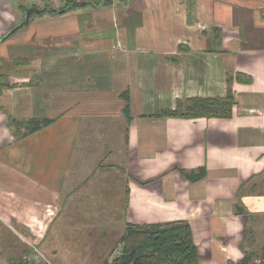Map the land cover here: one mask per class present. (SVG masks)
<instances>
[{"label": "crops", "instance_id": "obj_1", "mask_svg": "<svg viewBox=\"0 0 264 264\" xmlns=\"http://www.w3.org/2000/svg\"><path fill=\"white\" fill-rule=\"evenodd\" d=\"M106 1L61 14L0 0V60L28 61L0 87V232L22 247L10 264L27 242L101 229L122 198L129 224L188 222L200 264L239 263L264 247V0ZM230 90L229 118L159 117ZM10 119L54 122L23 137Z\"/></svg>", "mask_w": 264, "mask_h": 264}, {"label": "trees", "instance_id": "obj_2", "mask_svg": "<svg viewBox=\"0 0 264 264\" xmlns=\"http://www.w3.org/2000/svg\"><path fill=\"white\" fill-rule=\"evenodd\" d=\"M85 5H88V3L68 2L63 7L61 14ZM6 62H12V65L17 66L21 62L27 64L28 61L18 59ZM0 79L2 80L0 87L10 86L9 82H11V78L9 76H2ZM234 80L233 78L229 79L230 86ZM236 80L240 83L251 82L250 78L241 74L236 76ZM126 98L128 100V97ZM235 104V97L230 90L229 94L224 98L191 99L186 102L179 101L175 110L166 109L162 111L159 117L184 119L204 117L229 118L232 116V110ZM128 110L129 105H127ZM10 121L11 124H15V126L24 130L23 137L33 134L54 122L49 119L27 121L10 119ZM185 175L188 179L197 180V176L194 174L189 173ZM202 175L204 174L199 176ZM235 211L237 213H243L244 209L240 205H236ZM119 243L122 248L114 258L113 264H200V254L195 243L193 229L185 221L154 225L128 224L125 234L121 237ZM29 253L25 254L20 261L19 259L13 260L11 264H25L24 257L29 255ZM254 259V251L244 250V258L239 263L229 262L228 264H264V247L262 248L260 261L257 262Z\"/></svg>", "mask_w": 264, "mask_h": 264}, {"label": "rangeland", "instance_id": "obj_3", "mask_svg": "<svg viewBox=\"0 0 264 264\" xmlns=\"http://www.w3.org/2000/svg\"><path fill=\"white\" fill-rule=\"evenodd\" d=\"M56 13H61L62 10L52 9ZM28 12V11H27ZM26 20V16L24 18ZM0 65L3 67L0 76L8 75L7 72L13 68L12 62H6L0 60ZM1 76V77H2ZM0 77V78H1ZM0 79V83H1ZM5 82V81H3ZM104 170V169H103ZM114 177V173H111ZM105 179V178H104ZM115 179V177H114ZM106 184L108 181H104ZM107 185H114V182H109ZM105 186V185H103ZM104 188V187H102ZM113 190H119V188L113 187ZM126 191V190H125ZM118 195L121 192L117 193ZM116 200V198L114 199ZM104 201V200H102ZM114 202V201H112ZM116 204H112L106 211L112 213L110 219L107 221H101V229L99 226L94 224L92 228H85L75 233H65L64 235L57 236L51 234L49 245L50 250H45L43 246L35 243L43 254L54 264H113L114 258L119 254L121 250L120 239L125 234L127 223L125 221V213L127 212V199L122 198L117 200ZM104 204L101 206L103 208ZM107 206V205H105ZM80 211V209H77ZM83 210H81L82 214ZM105 210V209H104ZM85 216V215H84ZM75 227L82 228L85 224L89 223L84 220L73 221ZM99 224V223H98ZM5 231V230H4ZM0 240L4 241V244L0 246V264H10V260L13 257H21L19 254L20 247L17 240L10 235L8 232H0ZM264 239L260 241L262 243ZM208 242V241H207ZM31 244L34 242H30ZM205 243L203 242L205 250ZM29 245V243H27ZM207 245V244H206ZM263 245V244H262ZM208 246V245H207ZM255 252V259L257 262L262 257V248L260 245L253 248ZM204 252V251H203Z\"/></svg>", "mask_w": 264, "mask_h": 264}, {"label": "built area", "instance_id": "obj_4", "mask_svg": "<svg viewBox=\"0 0 264 264\" xmlns=\"http://www.w3.org/2000/svg\"><path fill=\"white\" fill-rule=\"evenodd\" d=\"M36 3L46 6V7H54L55 9L61 10L63 6L66 5L68 2H78L80 0H35ZM52 8V9H54ZM29 243L31 252L29 255L24 257V263L25 264H54L51 262L44 254L43 252L38 248V246L35 243Z\"/></svg>", "mask_w": 264, "mask_h": 264}, {"label": "water", "instance_id": "obj_5", "mask_svg": "<svg viewBox=\"0 0 264 264\" xmlns=\"http://www.w3.org/2000/svg\"><path fill=\"white\" fill-rule=\"evenodd\" d=\"M34 13L39 14L40 11L37 10V9H29L28 12H27V20L24 21L22 24H20L18 27H16V28H14L13 30H11V32H9V33L4 37L3 40L8 39V38H9V37H10V36H11V35H12L17 29L22 28L23 26L29 24L30 19H31V17H32V15H33Z\"/></svg>", "mask_w": 264, "mask_h": 264}]
</instances>
